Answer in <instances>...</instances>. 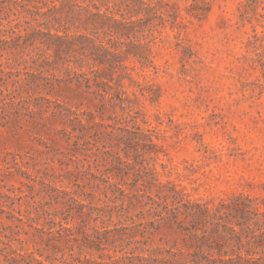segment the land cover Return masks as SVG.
<instances>
[{"label": "rangeland", "instance_id": "rangeland-1", "mask_svg": "<svg viewBox=\"0 0 264 264\" xmlns=\"http://www.w3.org/2000/svg\"><path fill=\"white\" fill-rule=\"evenodd\" d=\"M142 1L153 4L156 14L119 38V48L129 52L122 60L131 75L123 80L128 95L123 105L110 99L112 91L104 94L80 79V74L93 77L96 68L80 46L94 50L117 42L99 25L111 21H99L93 4L102 15L123 21L144 17L132 13L141 5L42 0L31 6L47 17L33 21L22 11L30 24L20 29L58 37L36 34L34 41L12 42L7 21H0V264H9L2 243L8 239L26 253L24 260L32 253L45 264L108 263L119 257L118 264H156L143 258L158 257L157 252L165 260L159 264L218 258L216 251L200 247L202 231L186 236L177 222L156 213L161 204L175 203L164 202L155 188L133 186L130 175L106 171L117 151L127 160L120 149L129 137L142 140L127 151L130 160L135 157L136 176L151 179L157 173L161 183H170L165 190L175 185L189 201L209 208L243 194L264 209V0H207L201 19L189 14L200 10V0H178L173 9L166 0ZM15 18L10 15L9 21ZM116 123L134 133L105 127ZM91 173L113 176L128 195L144 196L129 205L123 198L122 205L114 188L96 180L99 186L88 184ZM64 191L83 204L78 212ZM37 206L62 229L55 225L50 233L41 217L30 224L45 230L42 234L15 219L35 218L41 213H35ZM225 236L235 240L229 231ZM230 249L225 245L223 258L234 257Z\"/></svg>", "mask_w": 264, "mask_h": 264}, {"label": "trees", "instance_id": "trees-1", "mask_svg": "<svg viewBox=\"0 0 264 264\" xmlns=\"http://www.w3.org/2000/svg\"><path fill=\"white\" fill-rule=\"evenodd\" d=\"M138 6L133 10L134 15H144V17L137 19L135 21H123L115 18L114 16H105L102 15L97 5L93 4V8L96 10L95 15L99 17V21L101 18H106L107 20L111 21V24L106 23L105 21H101L99 23L100 26H106L110 36H115L117 42L113 44H98L97 48L94 50L92 48H85L80 46V52L82 54H87L94 62V66L96 67L91 73L95 75L93 77L88 76L87 74H80V79L87 85V87H91V83L95 85L96 88L102 89L104 94L112 91L113 95L110 99L114 98L119 101L122 105L125 101H128L127 92L124 89V79L131 80V75L128 72L129 68L123 64V53H129L125 50H121L119 48L120 40L123 36L129 37L131 32H134V25L138 23V21H144L146 18L145 16L155 15L156 9L151 3H145L142 0H133ZM167 3H171L173 5H168L170 9H173L176 6V2L178 0H166ZM255 2H261L262 0H252ZM44 2L42 0H0V13H4L3 18L1 20L7 21L8 30H4L11 34V41L13 40H24L27 41L31 40L34 41L37 38L33 35L40 34V35H47V36H54L58 37L57 35H52L50 32H42L41 30H37L35 28H27L20 29L22 24L29 25L30 21L27 20V17L23 15V12L30 14V17L33 21H37L39 18L47 17L46 11H41V8L37 5L31 6L33 4H41L43 5ZM201 8L198 12H189L190 15L197 19H201L208 13V8L210 6V1L207 0H200ZM145 7H142V6ZM52 8L56 9L55 5ZM89 11L90 14L92 12L89 10L88 7L85 8ZM10 15L15 16L14 20L9 21ZM14 22L13 25L11 23ZM1 23V22H0ZM40 25V24H39ZM1 31V30H0ZM24 34H21V32ZM31 37V38H30ZM256 37V35L254 36ZM80 38H86L80 35ZM40 43H44L43 41L39 40ZM15 47L17 45H14ZM95 47V45H94ZM106 70V71H105ZM102 72V74H101ZM104 79V80H103ZM81 83V81H80ZM97 92V91H95ZM101 97H104V94L97 92ZM121 105V107H122ZM123 109V107H122ZM136 118L130 116V121L133 125L137 126ZM119 123L113 126H105L106 129H117L128 131L129 133H134L132 130H129L124 127H118ZM110 138L114 135L113 132H106L105 133ZM142 140H134V138L129 137L126 142H124L125 147L121 148L118 144H115L116 149H120L123 151V154L127 160L123 161L119 156L118 151L113 154V159L115 160L112 162L111 167L112 169H106V171L113 172L114 170L123 175L129 177L131 176L133 180V186L141 183L144 189H148L149 191L152 188L156 190V196L161 198L164 202L170 200L171 203H175L174 206L168 207V205L161 204L162 209L156 210L155 208H150L156 210L158 216L165 218H170L174 222H177L179 225L178 228L180 232L186 236L194 237L197 231H202L201 236V245L205 246L207 251L212 252L213 250L216 251L218 258L208 259L207 264H264V209H260L257 202V199L250 198L248 196H244L243 194H237L227 200H219V203L211 208H209L208 203L204 204H196L192 203L187 199V195L183 194L182 191L176 190L175 185H172L171 189H166V186L170 185V183H161L157 178V173L155 178L146 179L139 174L136 176L135 172L138 171L135 167V157L132 156L133 160H130V155L127 152L129 149H132L133 146H138V142ZM151 142V141H150ZM131 143V144H130ZM133 143H135L133 145ZM133 145V146H132ZM150 146H154L150 144ZM141 147H143L141 145ZM137 151V147L134 149ZM89 183L93 184L95 187L99 186L98 183L93 181H98L100 184L104 185L105 188H114L117 192L121 194L122 205L126 203L123 201V198H126L128 201V205L132 204L131 199H138L139 197H143L144 194H140L139 192L128 195L119 187V183L112 182L111 177L113 176H104L102 175L95 176L94 174H90ZM115 175V174H112ZM92 181V182H91ZM123 185V184H122ZM115 191H112V193ZM65 195L69 196V201L71 204H75V210H80L83 204L80 203L77 198L73 197L68 192L64 191ZM56 200V197H51ZM115 199H117L115 197ZM120 199V198H119ZM264 204V199L261 200ZM72 208H68L70 212ZM41 212L35 218L26 219V221H22L20 218L17 219L21 224H26L30 229L35 230L39 233H44L45 230L37 228L31 225V222L38 221L41 217H43V221L45 225H48L47 231L55 232V225H58L60 229H62V224L60 222L54 221L51 219V214L46 212L43 209V206H37L35 208V213ZM101 212V211H99ZM49 217V218H48ZM178 217H182L179 220ZM207 225L210 227L207 228ZM235 226L238 229H235ZM219 228L221 232H219ZM229 231L233 235L232 237H226V232ZM18 233V232H17ZM25 235L30 234L28 230H23ZM195 233V234H194ZM216 236H215V235ZM216 237V238H215ZM8 239V238H7ZM224 239V241H222ZM18 241H20L18 239ZM232 241V242H231ZM2 243L8 248L7 252L4 255L6 261H9V264H45L39 259H36L32 253H29L27 256L28 260H24L26 253H19L16 251L13 246L11 245V241H2ZM230 245L232 249L229 252L234 256L232 258H223L222 256L227 255V251H224L223 248L225 245ZM258 249V250H257ZM236 250V251H235ZM158 257H149L143 258L145 261L149 263H165L163 253L157 252ZM123 258H114L111 259L108 263L103 262H96V264H118V260ZM139 259H142L139 257ZM167 261V260H166ZM78 263V262H77ZM71 264H76L72 262ZM193 264H202L200 261H193Z\"/></svg>", "mask_w": 264, "mask_h": 264}]
</instances>
